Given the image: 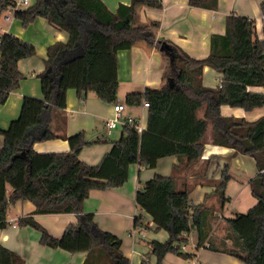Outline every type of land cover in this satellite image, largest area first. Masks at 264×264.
Here are the masks:
<instances>
[{
    "label": "trees",
    "instance_id": "trees-1",
    "mask_svg": "<svg viewBox=\"0 0 264 264\" xmlns=\"http://www.w3.org/2000/svg\"><path fill=\"white\" fill-rule=\"evenodd\" d=\"M190 5L217 9L219 0H189ZM15 0H0V17ZM143 5L163 7L161 0H132L111 10L103 0H34L25 8H16L17 17L29 26L38 17L67 31L66 41H56L47 48L45 69L37 74L43 97L25 96L20 115L7 129L0 128L4 146L0 151V228L9 226L8 212L19 200H30L36 209L19 218V225H30L41 231V243L61 247L71 253L86 252L82 264H132L122 250V239L101 229L92 212L85 210V200L93 188L107 189L123 185L129 178V167L140 163L157 166L161 157L176 155L170 175L156 173L137 190L136 202L153 218L157 229H165L166 240H153L151 253L155 264H164L169 253L190 258L183 250L188 234L197 229L201 244L211 232L210 221L230 200L226 195L231 178L229 166L216 181L213 195L219 205L205 201L194 205L190 191L196 180L189 172L201 161L205 144L233 147L252 155L258 172L250 179L257 204L246 212L225 219L221 244L210 240L209 247L239 258L244 264H264V115L256 120L226 116L223 105L253 110L264 106V38L251 42L250 55L235 57L230 27L225 34H213L211 52L206 58H195L173 41L159 38L158 21L136 24ZM264 13V1L261 4ZM252 33V24L247 22ZM156 48L164 57L166 84L144 91L129 92L125 102L140 106L149 102L148 125L143 130L132 124L123 126L120 139L99 164L83 161L79 154L91 142L84 131L67 135V92L77 90L83 97L95 93L106 102L118 101V52L135 45ZM37 54L32 43L12 33L0 36V104L26 75L19 69L20 59ZM226 58L217 65L215 59ZM205 65L223 72L219 87L203 84ZM65 138L68 151L38 152L37 141ZM209 160L206 161V165ZM12 190L8 192L7 187ZM75 213L78 221L65 229L61 237L53 236L39 223L36 213ZM140 223V217L136 218ZM230 240V242H227ZM0 264H25L12 249L0 244ZM143 264H150L144 261Z\"/></svg>",
    "mask_w": 264,
    "mask_h": 264
},
{
    "label": "crops",
    "instance_id": "crops-1",
    "mask_svg": "<svg viewBox=\"0 0 264 264\" xmlns=\"http://www.w3.org/2000/svg\"><path fill=\"white\" fill-rule=\"evenodd\" d=\"M16 1L14 7L0 17V36L8 32L19 36L35 45L37 54L18 62L19 69L26 77L10 92L7 101L0 104V128L3 129H7L11 121L20 115L25 96L43 97L37 74L45 69L47 48L56 41L68 39L67 31L51 24L44 17H38L29 26H24L15 17V10L27 6L16 7ZM33 1L30 0V4ZM103 1L111 10L116 11L120 3L130 4L132 0ZM161 1V8L146 5L140 7L136 24L158 21V37L173 41L195 58L208 57L212 35L225 34L228 27L232 32L236 58L248 57L251 42L256 38H264V13L261 8L264 0H219L217 9L192 6L189 0ZM248 21L252 24V33L248 31ZM225 60L226 58H218L215 62L220 66ZM164 65V57L160 51L145 44L118 52L120 86L117 102L125 104L123 115L133 116L143 129L148 125V107L144 104L128 105L125 96L129 92L165 85L167 80ZM222 79L223 72L218 67L204 66L205 86L219 87ZM251 89L264 90L262 87ZM221 110L226 116L244 117L247 120H256L264 115V106L248 111L242 107L223 105ZM65 112L67 135L84 131L87 140L91 142L81 150L80 158L88 164H99L112 149L113 142L120 139L123 133V124L111 129L106 124L108 118L114 114V103L106 102L92 92L79 97L77 90L70 88ZM3 146L4 135L0 134V151ZM34 148L38 152L68 151L70 143L65 138H53L37 141ZM207 160L209 162L206 165ZM178 163L176 155L161 157L155 167L133 163L129 167V178L123 185L107 189L93 188L85 200V210L94 213L97 225L122 239V250L132 264H143L144 261L155 264L157 257L151 253V242L155 239L164 241L169 236L167 230L157 229L152 216L138 206L137 190L156 173L170 175L174 165ZM226 166H229L231 175L226 187V195L230 200L222 210L216 212V218L210 221L211 232L204 237L201 244L198 230L193 229L188 234V242L183 245V250L192 256L185 258L169 253L164 264H244L231 254L211 249L209 244L210 240L216 244H221L224 240L226 218L235 217L237 213L246 212L257 204L258 199L253 195L250 186V179L258 172L256 159L252 155L236 151L233 147L207 142L201 161L189 172V178L196 180L189 196L194 205L205 201L209 196V202L218 206V198L213 195V191ZM7 190H12L10 185ZM35 209L36 206L27 199L12 204L8 212L9 226L0 228V244L19 254L25 264H82L86 252L71 253L61 247L44 245L41 243L40 230L30 225H19V218L32 214ZM34 217L55 237H61L67 226L78 221L77 214L73 212L36 213ZM137 217H140L138 225L135 222Z\"/></svg>",
    "mask_w": 264,
    "mask_h": 264
},
{
    "label": "built area",
    "instance_id": "built-area-1",
    "mask_svg": "<svg viewBox=\"0 0 264 264\" xmlns=\"http://www.w3.org/2000/svg\"><path fill=\"white\" fill-rule=\"evenodd\" d=\"M21 5L28 6L30 5V0H17L16 1V7H19ZM144 106L148 107L149 102H144ZM125 109V104L120 102L114 103V114L112 117L108 118L106 124L109 129L114 128L118 126L119 124H132L137 129L142 130V126L140 125V122L135 119L133 116L128 115L124 116L123 111Z\"/></svg>",
    "mask_w": 264,
    "mask_h": 264
},
{
    "label": "rangeland",
    "instance_id": "rangeland-1",
    "mask_svg": "<svg viewBox=\"0 0 264 264\" xmlns=\"http://www.w3.org/2000/svg\"><path fill=\"white\" fill-rule=\"evenodd\" d=\"M119 128H121V126H119Z\"/></svg>",
    "mask_w": 264,
    "mask_h": 264
}]
</instances>
